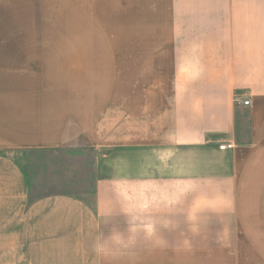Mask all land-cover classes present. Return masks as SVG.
I'll list each match as a JSON object with an SVG mask.
<instances>
[{
	"label": "crops",
	"instance_id": "0c3cea01",
	"mask_svg": "<svg viewBox=\"0 0 264 264\" xmlns=\"http://www.w3.org/2000/svg\"><path fill=\"white\" fill-rule=\"evenodd\" d=\"M0 264H264V0H0Z\"/></svg>",
	"mask_w": 264,
	"mask_h": 264
},
{
	"label": "rangeland",
	"instance_id": "374dc122",
	"mask_svg": "<svg viewBox=\"0 0 264 264\" xmlns=\"http://www.w3.org/2000/svg\"><path fill=\"white\" fill-rule=\"evenodd\" d=\"M91 150L62 149L25 151L18 157L33 195L68 191L91 199L93 163Z\"/></svg>",
	"mask_w": 264,
	"mask_h": 264
},
{
	"label": "built area",
	"instance_id": "2783aa9c",
	"mask_svg": "<svg viewBox=\"0 0 264 264\" xmlns=\"http://www.w3.org/2000/svg\"><path fill=\"white\" fill-rule=\"evenodd\" d=\"M237 102H240V100L237 99ZM243 104H248L249 101L248 100H243L242 101ZM221 148H232L233 144L232 143H223L220 145Z\"/></svg>",
	"mask_w": 264,
	"mask_h": 264
}]
</instances>
